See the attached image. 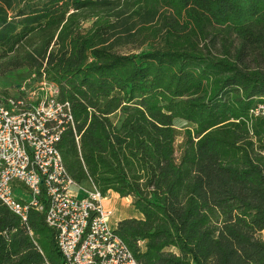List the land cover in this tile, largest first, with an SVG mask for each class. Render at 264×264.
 Here are the masks:
<instances>
[{"label": "trees", "instance_id": "16d2710c", "mask_svg": "<svg viewBox=\"0 0 264 264\" xmlns=\"http://www.w3.org/2000/svg\"><path fill=\"white\" fill-rule=\"evenodd\" d=\"M20 70L71 108L68 175L131 199L140 264H264V0H0V78ZM0 264H63L43 213L0 202Z\"/></svg>", "mask_w": 264, "mask_h": 264}, {"label": "built area", "instance_id": "2783aa9c", "mask_svg": "<svg viewBox=\"0 0 264 264\" xmlns=\"http://www.w3.org/2000/svg\"><path fill=\"white\" fill-rule=\"evenodd\" d=\"M250 113L264 117V103ZM68 128L75 133L71 108L58 101L57 86L45 76L32 74L0 94V202L24 224L30 210L43 213L57 233L63 264H140L116 234L106 197L68 175L57 149Z\"/></svg>", "mask_w": 264, "mask_h": 264}, {"label": "rangeland", "instance_id": "374dc122", "mask_svg": "<svg viewBox=\"0 0 264 264\" xmlns=\"http://www.w3.org/2000/svg\"><path fill=\"white\" fill-rule=\"evenodd\" d=\"M91 21H93V19H87L86 21H83V23L81 24V27L87 28V26L89 25ZM136 48H137V45L135 43H132V44L128 43V44H123L122 47L118 48L117 50L121 53H134L135 54L142 50H146L149 47L147 44V45H144L141 49H136ZM31 75L32 74L28 72L27 70H20L17 72L7 74L6 76L0 78V88L11 87L10 90H13L14 89L13 86L20 84V83L22 84L25 80L30 78ZM135 103L131 104L130 106H133ZM122 119H123V115L121 113H116V115L113 117V120L117 124L118 127L120 126ZM175 126L177 129L180 130V133H182L183 129L192 127L190 124L181 122V121L176 122ZM181 140L182 138L181 136H179L176 144L178 145L181 142ZM81 186L88 191L92 190V187L87 182H83ZM105 197H106V200L103 204V207L107 209L109 207L116 209V213L114 214L115 219L116 217H118V219L120 220L130 218L129 216H131L132 214H135L133 207L131 205L130 198H125L124 201L123 200L120 201V198L115 197L113 193H108ZM261 238L264 239V232L261 233Z\"/></svg>", "mask_w": 264, "mask_h": 264}, {"label": "crops", "instance_id": "0c3cea01", "mask_svg": "<svg viewBox=\"0 0 264 264\" xmlns=\"http://www.w3.org/2000/svg\"><path fill=\"white\" fill-rule=\"evenodd\" d=\"M116 114H114L113 116H111L110 118L112 119V121H113V123L117 126V124L114 122V120H113V117L115 116ZM123 120V119H122ZM122 120H121V122H122ZM118 127V126H117ZM85 182H87V181H85ZM83 183V182H82ZM88 183V182H87ZM89 184V183H88ZM114 194V193H113ZM114 196L115 197H117V198H119L116 194H114ZM124 201L125 199H123V198H120V201ZM112 208V207H111ZM114 211H115V213H116V209H114ZM130 218H137V215H135V214H132L131 216H129ZM116 221L117 222H119L120 221V219H118V217H116Z\"/></svg>", "mask_w": 264, "mask_h": 264}]
</instances>
